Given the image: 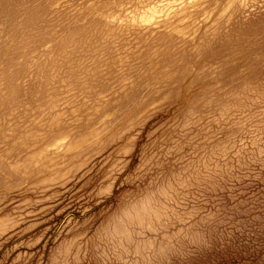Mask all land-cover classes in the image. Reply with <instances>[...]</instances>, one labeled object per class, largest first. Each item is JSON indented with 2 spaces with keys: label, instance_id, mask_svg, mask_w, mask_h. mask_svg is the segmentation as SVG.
Returning <instances> with one entry per match:
<instances>
[{
  "label": "rangeland",
  "instance_id": "obj_1",
  "mask_svg": "<svg viewBox=\"0 0 264 264\" xmlns=\"http://www.w3.org/2000/svg\"><path fill=\"white\" fill-rule=\"evenodd\" d=\"M0 264H264V0H0Z\"/></svg>",
  "mask_w": 264,
  "mask_h": 264
}]
</instances>
